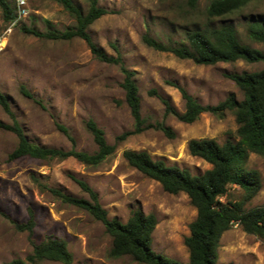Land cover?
Listing matches in <instances>:
<instances>
[{
    "label": "rangeland",
    "instance_id": "rangeland-1",
    "mask_svg": "<svg viewBox=\"0 0 264 264\" xmlns=\"http://www.w3.org/2000/svg\"><path fill=\"white\" fill-rule=\"evenodd\" d=\"M84 12L88 0H73ZM109 12L89 28L93 40L109 55L119 49L126 66L136 71L141 96V113L147 124L164 122L174 132L170 137L154 126L136 131L135 122L121 86L123 74L115 64L97 59L80 38L51 40L23 30V26L41 32L65 31L75 18L55 0H29L31 12L13 29L5 49L0 52V90L8 97L11 109L28 138L40 145L70 149L69 138L57 124L67 126L79 150L93 152L97 146L86 128L93 118L105 130L115 152L98 166H87L74 157L43 161L23 156L10 159L17 145L16 135L0 128V211L17 222H26L35 214L32 236L20 231L0 213V264L32 253L31 239L40 243L48 236L63 238L73 253V264H145L129 255L109 256L112 237L104 224L88 211L68 203L52 189L76 197H88L75 179L86 181L99 195L110 217L126 221L140 208L154 213L157 225L152 248L161 254L189 263L185 238L197 215L188 195L172 194L162 185L129 164L125 150H145L155 159L202 174L211 167L204 159L190 153L193 138H214L222 143L237 139L235 115L227 111L218 116L203 112L187 123L167 114L165 100L179 111L185 100L172 82L187 89L203 105H216L229 94L238 99L243 94L228 73L254 72L264 69V61L218 62L197 64L171 52L148 46V35L166 45L187 44L186 32L207 24L234 25L243 44L264 52V43L249 36L248 24L264 20V0H253L242 9L210 19L206 8L211 0H201L196 8L187 0H97ZM1 17V14H0ZM25 86L39 101L22 93ZM155 91V92H152ZM0 121L12 123L0 106ZM129 132L124 140L117 137ZM248 168L261 173L262 188L246 209L264 206V155L252 153ZM243 191L232 185L222 200H240ZM220 264H264V240L247 233L239 223L227 230L219 248ZM41 264H62L42 260Z\"/></svg>",
    "mask_w": 264,
    "mask_h": 264
},
{
    "label": "trees",
    "instance_id": "trees-1",
    "mask_svg": "<svg viewBox=\"0 0 264 264\" xmlns=\"http://www.w3.org/2000/svg\"><path fill=\"white\" fill-rule=\"evenodd\" d=\"M60 3L75 18L73 27L65 31H38L23 26L25 32L45 37L51 40H71L80 38L86 42L91 53L100 61L115 64L123 74L122 88L125 91V101L135 122L136 131L154 126L163 130L170 137L174 132L164 122L156 125L147 124L141 113V96L136 80V71L126 66L119 49L115 46L116 55H109L103 47L92 38L90 26L109 11L100 6L97 0H88L90 5L84 12L73 0H55ZM201 0H187V4L196 8ZM253 0H211L206 8V15L213 19L238 11ZM0 14L4 23H9L15 17L10 0H0ZM249 36L255 41L264 43V20L253 19L248 24ZM187 44L166 45L156 39L144 35L143 41L154 49L173 53L181 59H190L197 64L213 65L218 62H234L239 59L247 62L264 61V52L240 42L234 25L225 23L220 26L207 24L204 27L193 28L186 32ZM243 94L242 99L231 93L216 105H203L186 88L172 82L185 100V110L179 111L165 100L167 114H172L187 123L196 121L203 112L214 115H224L227 111L235 115L237 139L228 138L220 143L214 138H193L188 143L192 155L208 162L211 167L202 174H193L190 170L177 165H169L163 159H155L145 150H125L124 157L130 165L146 176L158 181L169 193L184 192L197 210L195 220L190 224V234L185 238L189 250L188 264H220L219 248L223 234L235 223H239L247 233L257 235L264 240V206L246 209L262 188L261 173L257 169L248 168L252 153L264 155V69L254 72L228 73ZM21 91L28 97L39 102L25 87ZM155 92V91H152ZM0 106L11 116L12 123L0 121V128L13 132L17 137V145L9 154L10 159L23 156L37 158L43 161L63 160L74 157L87 166H98L116 150V144L108 142L105 130L90 118L86 128L91 133L97 149L93 152L79 150L75 137L69 128L58 123V129L71 141L70 149H60L40 145L31 141L22 125L13 113L8 97L0 90ZM129 132L117 137L124 140ZM88 197H76L65 194L59 189H52L68 203L88 211L94 218L101 221L107 233L112 237L109 256L113 258L124 255L145 264H183L182 262L156 252L152 248L153 233L157 225L154 213H145L138 208L132 212L126 221L118 217H110L101 204L98 192L86 181L75 179ZM232 185L239 186L243 191L240 200L227 199ZM1 214L7 216L4 212ZM26 222L9 220L20 231H28L32 236L35 227L33 210ZM33 251L25 259L16 258L5 264H41L42 260L59 261L62 264H73V253L68 242L53 235L40 243L31 239Z\"/></svg>",
    "mask_w": 264,
    "mask_h": 264
},
{
    "label": "built area",
    "instance_id": "built-area-1",
    "mask_svg": "<svg viewBox=\"0 0 264 264\" xmlns=\"http://www.w3.org/2000/svg\"><path fill=\"white\" fill-rule=\"evenodd\" d=\"M13 5L15 17L9 23H4L0 17V52H2L9 40L15 26L29 16L31 6L29 0H10Z\"/></svg>",
    "mask_w": 264,
    "mask_h": 264
}]
</instances>
